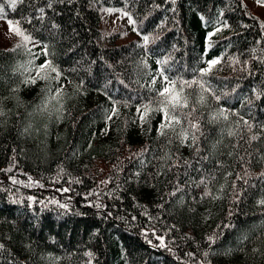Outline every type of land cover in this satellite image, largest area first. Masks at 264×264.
I'll return each mask as SVG.
<instances>
[{
	"label": "trees",
	"instance_id": "obj_1",
	"mask_svg": "<svg viewBox=\"0 0 264 264\" xmlns=\"http://www.w3.org/2000/svg\"><path fill=\"white\" fill-rule=\"evenodd\" d=\"M0 3L39 43L38 58L0 48V264H264V18L248 0ZM101 4L122 7L153 39L118 42L100 27ZM29 59L61 72L50 93L47 81L22 83ZM213 59L203 80L220 99L196 105L199 152L191 138L159 135L161 113L141 125L137 108L156 98L161 68L199 80ZM60 86L62 110L52 101L41 112ZM185 91L195 102L199 89ZM221 108L228 121L209 122ZM238 121L244 139L226 135ZM204 178L217 198L197 186Z\"/></svg>",
	"mask_w": 264,
	"mask_h": 264
},
{
	"label": "snow or ice",
	"instance_id": "obj_2",
	"mask_svg": "<svg viewBox=\"0 0 264 264\" xmlns=\"http://www.w3.org/2000/svg\"><path fill=\"white\" fill-rule=\"evenodd\" d=\"M8 2L13 9L16 7L17 0H8ZM257 2L260 3L261 0H257ZM41 11H43V9H41ZM3 15H4V6L2 3H0V18H3ZM125 15H127V13H125ZM7 22L9 24V31L14 33L17 37H19V42L15 45L13 49H11V51L22 49L23 51L28 53L29 56H36L38 58L39 54L33 53L32 48L29 47V45H32V47L37 46V42L34 41L31 34L28 33L26 29H23L20 26L19 21L13 22L12 20H8ZM129 23L133 25L135 24V20H133L130 16H129ZM261 27L264 28V24H262ZM143 39L145 41V44H147L149 39L148 36H144ZM41 51L45 57L48 56L47 45H44ZM160 63L164 64L167 63V61H162ZM219 63H220L219 59H213L211 61H208V68L201 70L200 73L201 79L192 80V81L182 80L178 82L177 80H169V78L164 74V69L161 68L159 72V76L162 79V87L159 90H156V98L147 104L140 105L137 108V113L139 115L141 125L148 122V118L150 117L151 113L154 112L161 113L162 120L158 128L159 135L165 136L170 133L174 134L175 139L178 140L181 145L187 144L189 138H191V146H193L196 149V151L199 152L198 141H199V136L203 135V132L201 130L199 119H193V117L197 111L196 109L197 104H199L201 107L205 106L206 104L205 94L211 95L217 101H219L220 99L219 96L215 95V92L212 90L211 85L203 80V77L206 76L211 71L212 67ZM17 70L21 71V75H24L25 78L23 79L22 83H24L25 85L35 84L37 80H44L49 82L48 87L44 89V91L49 93L51 92V86H50L51 82L52 81L59 82L61 76V72L58 70V68L53 64L51 60L48 59H46L43 64L38 66L35 65L32 59H29L27 64L19 65ZM33 72L35 73V75H32ZM154 85H155V80H153V86ZM193 85H195L199 89V95L198 98L195 100V102H193L190 99V94L186 93L185 91L186 88H192ZM13 91H18V89H13ZM62 93H63V86H60L59 88L56 89L54 95L46 96L44 101L42 102V105L37 106V108L41 112H47L48 105L52 101H56V103L60 105V107L57 108L56 111L60 112L63 108V104L61 103ZM3 99L4 98L0 97V117L7 115V112L2 106ZM16 99L17 101L19 100L18 97ZM29 115H31V113ZM117 115H118V110L114 107L111 110V114L108 116V119L111 120L113 116H117ZM232 115L235 114L232 113ZM228 119H229L228 110L221 108L218 112L212 114L209 122L218 123L220 120L228 121ZM242 119L243 118H241V120ZM239 123L240 122L238 121L237 126L235 128H228L226 131V135L229 137H239L240 139H244L243 133L239 128ZM243 124L247 127V131L251 133L252 126L249 125L247 121H243ZM25 131H27V129H25ZM223 134L224 133L222 132V135ZM258 139H260V137L258 135L253 134L249 136L247 142L250 143L251 141H255ZM169 143H171V140H169ZM212 147L213 149H215L216 145H213ZM231 154L232 153H230V155ZM140 155L142 156L143 153H140ZM238 158L240 160L244 159V157H238ZM162 159L170 161L173 159V157L170 154H166ZM203 159H208V157H203ZM183 163L185 165H188V161H184ZM172 166L179 167L180 165L178 163H174L173 165H169V169ZM229 175H231V173H229ZM237 178L242 179L243 177H240L238 175ZM209 182L210 181H208L207 178H204L199 181L197 186L204 185L206 189L204 192V196L215 199L217 197L213 196L211 189L208 188ZM13 183H18V181L13 180ZM65 191H67V189H65ZM178 191H182L179 185H177L175 191L172 192V195L175 196L176 192ZM180 203H183V200H181ZM261 203H264V201H261ZM157 239H161V238L157 237ZM209 239L211 240L212 238ZM161 244L163 245L162 239H161ZM2 248L3 245H0V249ZM188 255L192 256V253H189ZM204 255L207 256V253H205Z\"/></svg>",
	"mask_w": 264,
	"mask_h": 264
},
{
	"label": "rangeland",
	"instance_id": "obj_3",
	"mask_svg": "<svg viewBox=\"0 0 264 264\" xmlns=\"http://www.w3.org/2000/svg\"><path fill=\"white\" fill-rule=\"evenodd\" d=\"M255 11H257L264 18V0L260 3L257 0H248ZM100 11V27L106 33H118L116 40L118 42H125L128 40H136L140 43H145L143 37L148 36L149 43L152 35L144 34L138 31L136 23L133 25L129 23V16H132L120 6L101 4ZM127 13V15H125ZM133 19V18H132ZM8 18H0V48H9L15 46L19 42V37L9 31ZM134 20V19H133ZM34 39V38H33ZM34 41L38 43L37 40ZM32 47V45H29Z\"/></svg>",
	"mask_w": 264,
	"mask_h": 264
}]
</instances>
